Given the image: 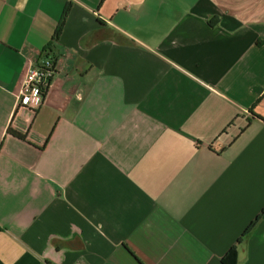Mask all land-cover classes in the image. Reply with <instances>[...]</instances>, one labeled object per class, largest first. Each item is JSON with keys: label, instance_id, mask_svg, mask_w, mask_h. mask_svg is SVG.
Listing matches in <instances>:
<instances>
[{"label": "crops", "instance_id": "1", "mask_svg": "<svg viewBox=\"0 0 264 264\" xmlns=\"http://www.w3.org/2000/svg\"><path fill=\"white\" fill-rule=\"evenodd\" d=\"M49 55L45 103L19 107ZM235 246L264 264V0H0V264Z\"/></svg>", "mask_w": 264, "mask_h": 264}, {"label": "built area", "instance_id": "2", "mask_svg": "<svg viewBox=\"0 0 264 264\" xmlns=\"http://www.w3.org/2000/svg\"><path fill=\"white\" fill-rule=\"evenodd\" d=\"M57 71V60L50 55L42 64L31 69L18 97L19 107L37 110L43 106Z\"/></svg>", "mask_w": 264, "mask_h": 264}, {"label": "trees", "instance_id": "3", "mask_svg": "<svg viewBox=\"0 0 264 264\" xmlns=\"http://www.w3.org/2000/svg\"><path fill=\"white\" fill-rule=\"evenodd\" d=\"M68 12L69 10L67 9L65 11L63 20L57 30V34H56V39L58 40L60 38V36L62 35L63 32V28L65 26V22L68 16ZM259 118V117H258ZM10 135L14 136L17 139L26 140V136L20 132L14 131V130H9ZM263 219V213L260 214L256 220L252 223V225L247 229V231L244 233L243 237L239 240L238 244H240L243 240L247 239L249 236H251V234L255 231V229L257 228V226L260 224V222ZM51 264V263H48ZM223 264H237V246L233 247V249H231V251L227 254V256L223 259Z\"/></svg>", "mask_w": 264, "mask_h": 264}]
</instances>
